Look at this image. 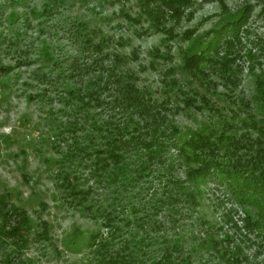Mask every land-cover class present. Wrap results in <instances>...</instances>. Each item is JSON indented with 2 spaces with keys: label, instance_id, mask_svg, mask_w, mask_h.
<instances>
[{
  "label": "trees",
  "instance_id": "trees-1",
  "mask_svg": "<svg viewBox=\"0 0 264 264\" xmlns=\"http://www.w3.org/2000/svg\"><path fill=\"white\" fill-rule=\"evenodd\" d=\"M217 1L224 4V0ZM150 2L141 0V7L158 28L164 7L178 18L191 4L190 0H159L161 7L149 6ZM249 6L245 4L238 16L212 27L206 47L184 50L183 70L207 77L209 65L232 81L240 57L234 44L240 41ZM50 7L45 1L44 9L31 11L44 14L52 11ZM15 18L9 16L10 21ZM70 32L76 54L68 59V66L60 62L63 74H51L49 68L60 58L53 56L46 42L34 58L20 54L17 62L40 61L31 73L43 80L53 76L55 80L50 81L61 85L62 91L56 94L62 101L60 109L71 118L56 134L68 133L66 157L83 165L86 178L93 182L82 188L72 180L75 174L65 170L62 185L79 197L94 186L107 190L106 203L98 202L93 210L106 232H91L86 240L96 264H253L240 243L249 240L264 248V76L257 81L253 111L240 119L250 124L246 133L238 132L237 122L226 119L183 132L166 119L160 109L164 105L137 86L131 72L105 62L102 42H94L86 22L73 21ZM122 57L115 54L117 61ZM11 69L0 64V73ZM42 91L39 95H46L47 90ZM209 181L221 185L228 199L245 212L241 218L244 231L229 214L235 208L223 214L240 231L238 241L228 230L220 232L222 225L190 212L197 210L201 185ZM155 186L161 188V195L149 191L159 189ZM32 227L31 217L12 200L11 190H2L0 264L15 263L28 245ZM41 232L46 238L45 222Z\"/></svg>",
  "mask_w": 264,
  "mask_h": 264
},
{
  "label": "rangeland",
  "instance_id": "rangeland-1",
  "mask_svg": "<svg viewBox=\"0 0 264 264\" xmlns=\"http://www.w3.org/2000/svg\"><path fill=\"white\" fill-rule=\"evenodd\" d=\"M45 1L52 11L33 15L31 10L41 11ZM150 1L149 6L164 7L159 0ZM190 1L178 18L164 7L158 28L143 11L141 0H0V64L12 66L9 72L0 73V192L11 190L12 200L27 210L33 225L28 245L14 264H96L86 240L91 232H106L93 210L98 202L106 203L107 190L94 186L79 197L70 195L62 185L65 170L75 174L72 180L80 187L93 185L86 178L87 169L66 157L68 133L56 134L71 116L60 109L62 101L56 95L62 91L60 83L50 80H55L54 74H63L60 67L68 66V59L76 54L70 39L73 21L87 23L94 42H102L105 62H115L120 70L131 72L137 86L163 104L160 109L166 119L183 132L221 119L235 121L238 132H247L250 124L240 119L253 111L257 81L264 76V0ZM247 3L240 41L234 44L240 54L234 79H226L209 65L207 77L185 72L181 66L184 50L206 47L209 30L238 16ZM10 15H16L14 21ZM42 42L60 58L49 68L53 76L48 80L31 73L40 61L17 62L20 54L34 58ZM115 54L123 56L122 61ZM44 88L46 95H39ZM155 187L159 189L149 191L161 195V188ZM201 187L197 210L190 212L222 225L219 231L228 230L236 241L241 239L233 221H226L223 214L235 208L229 214L241 227L243 208L228 199L217 182ZM43 222L46 238L38 233ZM240 244L253 264H262L264 248L249 240Z\"/></svg>",
  "mask_w": 264,
  "mask_h": 264
}]
</instances>
